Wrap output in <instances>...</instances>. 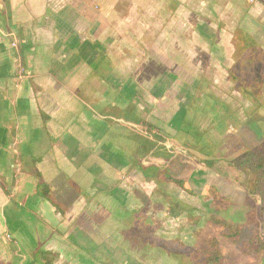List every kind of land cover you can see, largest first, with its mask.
Masks as SVG:
<instances>
[{
  "label": "crops",
  "instance_id": "crops-1",
  "mask_svg": "<svg viewBox=\"0 0 264 264\" xmlns=\"http://www.w3.org/2000/svg\"><path fill=\"white\" fill-rule=\"evenodd\" d=\"M93 1L0 0V264H40V249L56 252L57 263H98L104 202L132 203L118 179L139 171L137 125L112 113L131 105L112 83V59L130 43L123 34L137 37L134 24L150 42H184L168 30L179 26L184 2L146 0L145 13L131 10L133 21L114 0ZM175 47L172 57L184 58ZM137 88L129 77L121 89ZM37 173L62 212L37 195Z\"/></svg>",
  "mask_w": 264,
  "mask_h": 264
},
{
  "label": "rangeland",
  "instance_id": "rangeland-1",
  "mask_svg": "<svg viewBox=\"0 0 264 264\" xmlns=\"http://www.w3.org/2000/svg\"><path fill=\"white\" fill-rule=\"evenodd\" d=\"M145 1L114 0L121 17L133 21L135 12L145 13ZM183 2L179 26L169 23L168 30L184 42H150L148 32L140 33L146 29L134 24L130 30L137 37L123 34L130 43L122 42L121 53L112 59L117 73L112 83L129 93L128 101L154 127L147 137L165 152L159 158L142 156L145 147L138 136L134 168L139 171L122 170L118 179L124 202L132 203L126 207L111 198L104 202V259L95 264H188L191 251L212 244L220 250L219 264L256 260L242 255L239 247L251 235L247 214L258 198L248 195L243 174L228 162L264 141V0ZM241 31L259 49L242 54L234 43ZM175 45L186 52L198 50L200 57L189 58L185 52L184 58H173ZM129 77L138 84L134 92L121 89ZM157 133L162 137H155ZM205 159L216 161L208 167L202 163ZM151 164L161 169L157 183L145 179L139 168ZM124 191L137 198L131 201ZM213 215L232 227L210 221Z\"/></svg>",
  "mask_w": 264,
  "mask_h": 264
},
{
  "label": "trees",
  "instance_id": "trees-1",
  "mask_svg": "<svg viewBox=\"0 0 264 264\" xmlns=\"http://www.w3.org/2000/svg\"><path fill=\"white\" fill-rule=\"evenodd\" d=\"M234 43L236 47H238V50L242 52V54L244 51L251 54L254 52V50L259 49L258 44L242 31L238 33V41H235ZM114 110L117 111L115 115L113 114L115 117H121L126 121L130 119L131 123L144 128V130L136 129L137 135L143 139L141 143H144L143 145L145 147L142 156L152 155L158 158L163 157V153L165 152L164 147L157 145L156 142L147 137L149 135H146L149 134L151 129L154 127L150 122L146 121L140 113H137L136 106L134 107L130 105L123 110ZM123 114L125 117L122 116ZM157 132L159 133V129ZM158 133L154 134V136L161 138L162 136ZM215 161L216 160L213 159H205L202 161V163L208 167H212ZM228 165L230 168L234 169L240 174H243V186L248 195L250 197L258 198V203L256 206H253L247 214L248 219L246 220V224L252 226L251 235L247 239H243L241 241L239 251L244 256L255 257L256 260L254 264H264V141L259 146L251 150H247L240 156L231 159L228 162ZM139 168L144 173L145 178L156 180L157 183V180L159 179L157 171L161 170L158 166L151 164L139 166ZM36 177L38 179L36 184L37 195L49 201L50 204L54 206L56 211L62 212L63 209L61 206L54 202L50 197L49 187L46 183L42 182L40 174L37 173ZM166 178L167 180L173 181L176 185H182L180 180H176L170 176H167ZM71 183L72 186H75L76 189L80 191L78 186H76L73 182ZM209 220L223 227H232L228 221L216 215L210 216ZM239 226H237V229H239ZM233 236L234 238H238L239 233L235 232ZM187 257L188 264H219L221 262L220 250L218 249L217 245L214 244L208 245L204 248H199V250L195 252L191 251ZM37 258L40 261V264H69L64 262L57 263L58 254L54 251H45L40 249L37 252Z\"/></svg>",
  "mask_w": 264,
  "mask_h": 264
},
{
  "label": "built area",
  "instance_id": "built-area-1",
  "mask_svg": "<svg viewBox=\"0 0 264 264\" xmlns=\"http://www.w3.org/2000/svg\"><path fill=\"white\" fill-rule=\"evenodd\" d=\"M13 46L15 47L16 45H15V44H13Z\"/></svg>",
  "mask_w": 264,
  "mask_h": 264
}]
</instances>
